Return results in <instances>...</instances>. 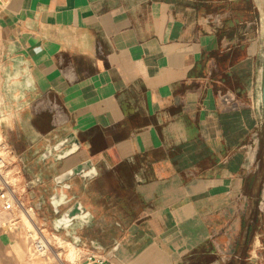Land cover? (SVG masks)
Listing matches in <instances>:
<instances>
[{
	"label": "crops",
	"instance_id": "1",
	"mask_svg": "<svg viewBox=\"0 0 264 264\" xmlns=\"http://www.w3.org/2000/svg\"><path fill=\"white\" fill-rule=\"evenodd\" d=\"M263 52L256 0H0V134L20 204L0 206V264H57L33 260L23 215L38 238L78 236L73 264H264ZM68 135L70 156L43 158ZM84 162L92 178L55 187ZM54 192L86 221L54 231Z\"/></svg>",
	"mask_w": 264,
	"mask_h": 264
},
{
	"label": "water",
	"instance_id": "2",
	"mask_svg": "<svg viewBox=\"0 0 264 264\" xmlns=\"http://www.w3.org/2000/svg\"><path fill=\"white\" fill-rule=\"evenodd\" d=\"M264 6V0H262ZM260 100H261V111L264 120V52L261 72V87H260ZM66 147H70L68 150H64ZM77 147V143L73 140L71 135L66 136L60 142L51 146L49 150L45 152L43 158H51L52 154H56L55 162L59 163L66 159L72 154V151ZM93 177V170L89 162L76 165L68 171L59 174L54 178V185L60 190H68L67 182L74 178L90 179ZM70 200L62 195L61 192H54L50 197V206L52 207L56 218L52 222L53 230L56 232L66 230L74 222L80 221L85 222L88 218L82 206L76 202L71 206ZM63 209V211H62ZM71 246L73 250H77L81 245V240L78 236H70Z\"/></svg>",
	"mask_w": 264,
	"mask_h": 264
},
{
	"label": "rangeland",
	"instance_id": "3",
	"mask_svg": "<svg viewBox=\"0 0 264 264\" xmlns=\"http://www.w3.org/2000/svg\"><path fill=\"white\" fill-rule=\"evenodd\" d=\"M256 2H257V4H259V6L262 9V23L264 26V9H263V6L261 5L262 2H260V0H256ZM0 162L3 164V165L0 164V174H1V176L7 175V181H8L7 184H5L4 182H2L3 180L0 179V191H2V190L5 191L7 189L14 191L15 179L12 175V169L16 166V162L10 157V154L8 152L7 147L5 146L3 141L1 140V134H0ZM259 165H260L259 166L260 170L258 172V176H259L261 184H262L261 190L259 193V201H260V199H262L261 200L262 202L260 201L259 209L257 212V213H259L260 218H259V224H258L259 227H258L256 234L261 236V241H262V244L264 245V163H263V156H262V149L261 148L259 149ZM2 205L3 204L0 201L1 208H2ZM13 209H16V207H14ZM27 215L29 217V216H31V213L29 212ZM21 219H23L22 221H25L23 223L28 228L27 231L29 233V236H25V237L27 238L26 241L30 244L29 245L30 246L29 249L31 250L30 252L35 253V256L33 257V259L36 258L35 261L42 260V258L45 255L46 257L54 258L56 260L57 264H73V263H70L67 261L68 260L69 245L65 244V243H62L61 245L58 244L59 239H57L54 236H48V235H46V233H42V234L44 235L45 240L49 241L50 245L48 246V248L43 253L38 254L37 247L39 246V242H40L39 238H38L39 236H36V233L34 232L32 225H30V223L26 220L24 215ZM29 226H31V227H29ZM29 228H31V229H29ZM50 238H54V241H51ZM71 249H73V248H71ZM74 251L78 254V252H77L78 250H74ZM78 258H79V254H78ZM78 258L76 259L77 261H78ZM77 261L75 263H77Z\"/></svg>",
	"mask_w": 264,
	"mask_h": 264
},
{
	"label": "bare ground",
	"instance_id": "4",
	"mask_svg": "<svg viewBox=\"0 0 264 264\" xmlns=\"http://www.w3.org/2000/svg\"><path fill=\"white\" fill-rule=\"evenodd\" d=\"M262 1V0H261ZM262 58H263V55H262ZM262 70V69H261ZM260 106H261V100H260ZM0 164H2L1 162H0ZM3 165V164H2ZM2 167V166H1ZM4 170V169H3ZM0 179H2L3 181L2 182H4L5 184H7V175H2L1 176V174H0ZM3 183V184H4ZM2 184V183H1ZM26 214V213H25ZM22 217V216H21ZM29 218L30 219H32V214H31V216H29ZM34 219H35V217H34ZM13 220V219H12ZM23 220V219H22ZM33 220V219H32ZM31 220V221H32ZM23 222H25V221H23ZM27 223V222H26ZM28 225V224H27ZM31 225V224H30ZM29 227H31V226H29ZM27 228V227H26ZM28 229V228H27ZM29 229H31V228H29ZM39 251H38V254H41V253H43L47 248H48V246L50 245V243H49V241L48 240H45V238H39ZM62 243H64V242H62V241H59L58 240V244H62ZM66 244V243H65ZM69 245V252H68V262H70V263H75L77 260V258H78V254L73 250V249H71L72 247L70 246V244H68ZM37 254V255H38ZM36 258H34L33 260H35Z\"/></svg>",
	"mask_w": 264,
	"mask_h": 264
},
{
	"label": "built area",
	"instance_id": "5",
	"mask_svg": "<svg viewBox=\"0 0 264 264\" xmlns=\"http://www.w3.org/2000/svg\"><path fill=\"white\" fill-rule=\"evenodd\" d=\"M0 201L2 202V209L5 211H10L13 207L15 206H20V204H18V202L16 201L15 197H14V193L12 190L7 189L5 191H0ZM37 247V246H36ZM38 251H39V246L37 247ZM91 259H87L86 263L84 264H88V262ZM100 264V263H99Z\"/></svg>",
	"mask_w": 264,
	"mask_h": 264
}]
</instances>
